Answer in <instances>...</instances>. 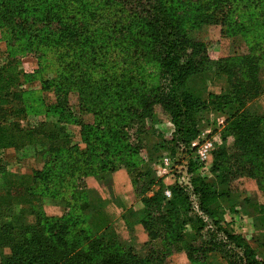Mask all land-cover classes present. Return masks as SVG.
<instances>
[{
  "label": "trees",
  "instance_id": "1",
  "mask_svg": "<svg viewBox=\"0 0 264 264\" xmlns=\"http://www.w3.org/2000/svg\"><path fill=\"white\" fill-rule=\"evenodd\" d=\"M18 1L21 3L23 0ZM8 2L9 0H0V12L13 16L17 5H9ZM94 2H97L94 8H86L85 4L81 6L85 9L79 18L68 16L72 7L67 0H64V10L60 16L53 14L50 9L43 11L47 28L46 39L60 46L56 59L59 67L64 68L67 73L63 80L56 78L60 76L58 74L56 79L49 80L54 87L61 81L62 91L55 88L54 104L44 109L47 115L50 111L57 112L55 121H43L31 129L19 128L14 122H11L9 128L0 124V151L3 148L18 146L13 142V136L17 135L22 136L27 145L42 147L43 167L33 172L31 177L35 183L41 185L31 186L34 198L32 202L48 198L55 205L63 207V214L59 217L44 215L39 211L35 221L28 223L19 215L3 217L0 205V248L9 249V255L0 258V264H161L165 254L172 247L176 248L180 240L184 239L181 232L184 226H189L193 231L203 228L202 220L189 216L191 207L183 193L184 189L170 186L171 198L167 201L161 194H157L160 195L159 198L143 199L149 212L141 218V224L151 241H159L161 248L156 249L157 252L152 248L153 250L149 249V255L141 257L131 247L123 248L118 240L110 238L112 227L103 212L105 204L97 198H91L93 192L88 193L82 185L86 176H94L98 181L107 182L116 169L124 167L131 178L133 188L137 189L138 183L132 173L138 169L140 160L134 156L130 157L129 147L126 148L128 153L124 150L121 153L116 152L115 147H112L114 137L110 136L109 132L112 127L116 128L117 124L113 125V122L107 121L113 117L123 119L124 111L128 114L132 107L127 104L130 102L129 97L136 91L126 92L122 74L120 79L104 75V78L95 80L90 70L101 61V54H97L93 44L86 43L90 41L89 34L97 25L107 26L110 20L104 16L110 13L114 17L113 31H125L131 38L128 42V47L133 45L131 58L134 61L142 58L157 61L162 71L169 75L167 84H164V87L160 85L163 88H159L158 92H146L143 108L145 113H150L157 101L161 102L177 127L181 141H185L184 135L193 118V109L197 107L199 111L204 103L192 94L194 88H188L186 82L198 72L205 71L210 62L205 56L204 45L189 37L184 24L178 19L191 16L201 21L228 25L234 15L244 12L250 13V16L264 27V0ZM177 12L180 17L172 19ZM25 21L18 18L16 29L27 30ZM234 25L244 30L250 29L239 22V17L234 18ZM130 30L135 31V34L128 33ZM85 45L87 50L77 52V48ZM260 63L264 64V51L260 56L249 53L240 59L229 57L223 59V63L222 60L219 61L216 64L218 73L221 71L230 77L232 67L239 68V73L237 76L236 72L234 73L235 79L231 78L226 93L214 97L219 99V107L231 105L236 101L242 108L227 116V130L235 136L237 147L249 152L247 173L257 181L264 194V114L252 113L242 107L248 98L254 96V82L257 80L253 75L258 72L257 67L263 70ZM24 75L20 62L12 58L5 59L0 65L1 118L5 109L11 108L15 101L23 99L24 92L18 89ZM67 87L77 93L82 113L92 112L97 118L96 123H83L71 116L70 107L62 104L67 94L63 91ZM177 98L178 101L173 104ZM26 110L28 112V109ZM71 123L80 126L81 138L85 144L83 149L70 145V135L65 126ZM121 125L122 128L129 127L126 124ZM183 144L180 142V145ZM2 171L0 160V174ZM212 184L205 178L191 180L193 193L199 197L200 211L218 225L214 220V212L219 208L220 194L210 191ZM247 203L253 209L254 224L264 227V202L248 200ZM150 211H154V214ZM145 212L144 208L143 213ZM130 213L129 211V215ZM124 221L127 228L131 229L128 217L124 218ZM198 222L200 225L197 227ZM223 234L229 244L241 250L243 264H264V260L257 257V249L250 246L242 235L230 230H223ZM188 248L186 246L185 251L188 252ZM213 249L211 246L208 250ZM188 257H192L190 252Z\"/></svg>",
  "mask_w": 264,
  "mask_h": 264
},
{
  "label": "rangeland",
  "instance_id": "2",
  "mask_svg": "<svg viewBox=\"0 0 264 264\" xmlns=\"http://www.w3.org/2000/svg\"><path fill=\"white\" fill-rule=\"evenodd\" d=\"M67 1L72 7L68 16L77 18L84 12L85 7L82 8V5L85 4L86 8H94L97 4L95 0ZM63 3L64 0H23L21 3L18 0H9V5H17L14 15L0 12V65L5 59L12 58L22 63L21 70L25 74L18 89L24 92L23 99L15 101L11 108L5 109L3 117H0V124L2 123L4 128H9L11 122H14L19 128L31 129L40 122H54L56 119L57 112L50 111L46 116L41 112L43 108L54 104L55 88L62 91L61 81L54 87L49 80L59 77L63 80L67 73L64 68L59 67L56 59L60 46L46 39L47 28L43 20V11L50 9L53 14L60 16L64 10ZM104 7L108 8L106 5ZM256 14L259 15L258 10ZM175 15L172 19L180 17L179 12ZM236 17H239L241 24L249 26L250 29L244 30L235 26ZM18 18L22 21L26 20L27 30L16 29ZM104 18L110 20L107 26L97 25V28L89 34L90 41L86 43L93 44L97 54H101V61L90 72L95 80L104 78V75L120 79L122 74L121 79L125 84L126 92L136 91L129 97L130 102L127 104L132 107L128 114L124 111L123 119L113 117L110 118L112 121L110 119L107 121L113 122V125L117 124V127H112L109 132L110 136L114 137L112 147H115L116 152L121 153L124 150L125 153L130 152V157L134 156L140 160L138 169L133 170L132 173L138 183L137 189H132V195L123 193L124 205H119L118 194L113 195L110 180L103 185L99 184L91 194V198H97L105 204L103 212L112 227L110 238L118 240L123 248L131 247L141 257L149 255V249L152 248L157 252L156 249L161 248L159 241H151L141 224V218L149 212L143 199L159 198L160 195L157 194H161L167 201L171 198L169 187H180L177 181L186 172L190 180L199 177L213 183L210 191L220 194L219 208L214 212V220L218 225L200 211L199 197L193 193L192 185L190 189H184L183 193L191 207L189 216L199 218L204 225L201 230L194 229V231L189 226H184L181 229L184 239L180 240L176 248L172 247L165 254L161 264H243L241 250L228 243L223 230L242 235L250 246L257 249L258 259L264 260V227H257L254 224L253 209L247 203L248 200L264 202V194L259 189L257 181L247 173L249 152L243 148L239 149L235 136L227 130V116L242 108L236 101L231 105L219 107V99L214 97L226 93L231 78L235 79L234 73L236 72V76L239 73L237 67H232L233 72L230 77L227 73L221 71L218 73L216 64L221 60L223 63V59L229 57L240 59L249 53L260 56L264 51V27L260 26L250 13L244 12L234 15L228 25L201 21L191 16L178 19L184 24L188 36L204 45L205 56L210 62L205 71L198 72L186 82L188 88L189 86L194 88L192 94L204 103L199 111L197 107L193 109V118L184 135L185 141H181L177 127L161 102L157 101L148 114L143 109L146 92H158L159 88H163L164 84H167L168 73L162 71L157 61L143 58L134 61L131 58L133 45L128 47L130 36L125 31L120 33L113 31L114 17L110 13ZM128 33L133 35L135 31L130 30ZM87 49V45L81 46L77 48V52L81 53L82 50ZM260 67L263 70L257 67L258 72L253 75L257 80L254 82L256 86L253 90L254 96L248 98L242 107H246L244 109L252 113L264 114V64L260 63ZM57 74L60 76L56 77ZM63 92L67 94L62 104L70 107L72 117L83 123L92 125L96 123L97 118L92 112L82 113L78 95L72 88L67 87ZM38 96L41 100H38ZM177 101L178 98L173 104ZM27 108L32 113L27 112ZM121 124L129 127L122 128ZM65 127L70 135V145L82 147V144L79 146V128L72 123ZM23 140L22 136H13V142L18 146L3 148L0 151L3 167L0 174V205H2L3 217L19 215L28 223L35 221L39 211L44 215L59 217L58 215L61 216L63 211L57 206L48 204L42 199L32 202L34 198L31 186H40L41 183H35L31 177L33 172L43 167V152L41 146L27 145ZM180 142L184 143L183 151ZM205 143L211 144L206 159L203 162L194 161L196 148L193 146L196 144L197 147ZM128 147L130 149L126 152ZM239 155L244 158H240ZM144 208L145 213H143ZM150 212L154 214V211ZM123 216L128 217L131 229L127 228ZM199 225L198 222L197 227ZM186 246L189 247L191 258L185 251ZM211 246L214 249L209 251ZM8 255L9 249L0 248V258Z\"/></svg>",
  "mask_w": 264,
  "mask_h": 264
},
{
  "label": "crops",
  "instance_id": "3",
  "mask_svg": "<svg viewBox=\"0 0 264 264\" xmlns=\"http://www.w3.org/2000/svg\"><path fill=\"white\" fill-rule=\"evenodd\" d=\"M20 68H23L22 63H20ZM38 100H41V97L38 96ZM28 109V108H27ZM29 113H32L30 109H28ZM43 113V114H42ZM41 114L43 116H46L47 113L45 112L44 108H43V112H41ZM70 125V124H69ZM68 126V125H67ZM73 126V125H71ZM79 128V140H80V144L79 146H81V144L83 145L82 147H80L81 149H83L85 147V144L81 138V134H80V126L75 125ZM110 181H111V191L113 193V195L118 194V198L117 201L119 203V205H124L125 201L124 198L122 197L123 193H128L127 195H132V181L131 178L127 172V169H125L124 167H119L118 169H116V172L112 174V176L110 177ZM83 185L82 187L88 192V193H92L94 189H97V187H99V184H105L103 181H98L94 176H86L83 180ZM100 182V183H99ZM129 197V196H128ZM45 201L48 204H53L54 206H57L58 208L61 209V211H63V207H61L60 205H55L54 203H52L48 198L45 199ZM60 216V214L58 215Z\"/></svg>",
  "mask_w": 264,
  "mask_h": 264
},
{
  "label": "built area",
  "instance_id": "4",
  "mask_svg": "<svg viewBox=\"0 0 264 264\" xmlns=\"http://www.w3.org/2000/svg\"><path fill=\"white\" fill-rule=\"evenodd\" d=\"M210 145H211L210 143H205L204 145L196 147L195 144L193 146L196 148V152L194 153V157H193L194 161L203 162L206 159L207 154L209 153ZM181 150L182 151L185 150L183 145H181ZM190 181H191L190 176L186 172H184V175L180 180L177 181V184L183 189H190L191 188Z\"/></svg>",
  "mask_w": 264,
  "mask_h": 264
}]
</instances>
